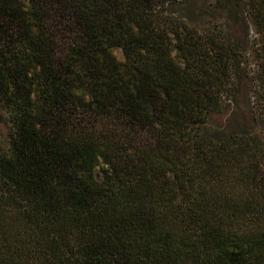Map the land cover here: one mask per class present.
<instances>
[{
	"label": "trees",
	"instance_id": "obj_1",
	"mask_svg": "<svg viewBox=\"0 0 264 264\" xmlns=\"http://www.w3.org/2000/svg\"><path fill=\"white\" fill-rule=\"evenodd\" d=\"M0 264H264V0H0Z\"/></svg>",
	"mask_w": 264,
	"mask_h": 264
},
{
	"label": "rangeland",
	"instance_id": "obj_2",
	"mask_svg": "<svg viewBox=\"0 0 264 264\" xmlns=\"http://www.w3.org/2000/svg\"><path fill=\"white\" fill-rule=\"evenodd\" d=\"M245 16H246V15H245ZM250 23H251V20L248 21V19H247V24H249V28H250V31H249V42H250V45H252V43H254L255 33H254V30L252 29ZM237 31H239V30H237ZM250 59H251V57H250ZM252 63H253V61L250 62V60H249V64H250L249 67L251 68V70L254 69ZM245 115H246V113L244 114V111H243V113H242V115H241V120H242V118H243Z\"/></svg>",
	"mask_w": 264,
	"mask_h": 264
}]
</instances>
